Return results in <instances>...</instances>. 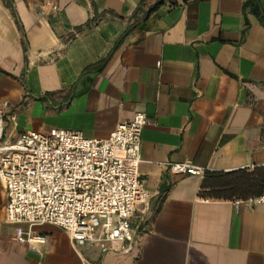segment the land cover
<instances>
[{
    "label": "crops",
    "instance_id": "crops-1",
    "mask_svg": "<svg viewBox=\"0 0 264 264\" xmlns=\"http://www.w3.org/2000/svg\"><path fill=\"white\" fill-rule=\"evenodd\" d=\"M247 1L165 2L136 20L139 0H0L5 137L56 127L103 139L143 112L149 192L127 254L75 248L49 224L32 249L13 238L0 183V264H264V203L235 211V198L202 193L203 175L168 168L264 166V26Z\"/></svg>",
    "mask_w": 264,
    "mask_h": 264
},
{
    "label": "built area",
    "instance_id": "built-area-1",
    "mask_svg": "<svg viewBox=\"0 0 264 264\" xmlns=\"http://www.w3.org/2000/svg\"><path fill=\"white\" fill-rule=\"evenodd\" d=\"M5 106H0V183L14 240L35 249L45 236L34 227L49 224L62 229L75 248L131 252L148 210L149 192L138 173L145 114L134 112L103 139L52 127L8 140ZM168 168L188 175L205 172L188 160L170 162ZM260 203L264 190L232 200L235 211Z\"/></svg>",
    "mask_w": 264,
    "mask_h": 264
},
{
    "label": "trees",
    "instance_id": "trees-1",
    "mask_svg": "<svg viewBox=\"0 0 264 264\" xmlns=\"http://www.w3.org/2000/svg\"><path fill=\"white\" fill-rule=\"evenodd\" d=\"M5 1L8 3V0ZM176 1L139 0L132 17L137 20L141 16H146L165 2L172 5ZM246 6H249L251 12L257 16L261 25L264 26V13L261 12L257 0H248ZM81 28L82 26H78L76 31H79ZM201 189L204 195L214 198L232 199L256 196L264 190V166L254 167L250 170L238 169L228 172L205 170L201 182Z\"/></svg>",
    "mask_w": 264,
    "mask_h": 264
}]
</instances>
